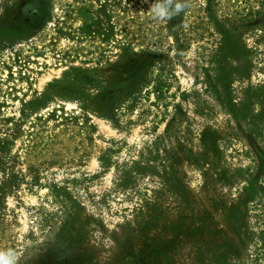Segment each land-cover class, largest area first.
Returning a JSON list of instances; mask_svg holds the SVG:
<instances>
[{
	"label": "rangeland",
	"instance_id": "obj_1",
	"mask_svg": "<svg viewBox=\"0 0 264 264\" xmlns=\"http://www.w3.org/2000/svg\"><path fill=\"white\" fill-rule=\"evenodd\" d=\"M25 1L0 0V252L264 264V193L246 190L264 183V0L171 21L152 0H39L22 19Z\"/></svg>",
	"mask_w": 264,
	"mask_h": 264
},
{
	"label": "clouds",
	"instance_id": "obj_2",
	"mask_svg": "<svg viewBox=\"0 0 264 264\" xmlns=\"http://www.w3.org/2000/svg\"><path fill=\"white\" fill-rule=\"evenodd\" d=\"M189 7L191 0H152L150 12L156 21H171L181 16ZM0 264H13L12 257L0 252Z\"/></svg>",
	"mask_w": 264,
	"mask_h": 264
},
{
	"label": "trees",
	"instance_id": "obj_3",
	"mask_svg": "<svg viewBox=\"0 0 264 264\" xmlns=\"http://www.w3.org/2000/svg\"><path fill=\"white\" fill-rule=\"evenodd\" d=\"M23 14L21 15L20 18H29L30 20H34L35 18H37L43 11L42 9V6L40 4V1L39 0H26L25 1V4L23 6ZM229 43V38L228 36H224L223 37V42H222V51L224 52L225 55H221V56H216L215 58H213V62H215L217 60V62H220L223 66L224 65H228L229 69L231 68V65L228 64V61H227V57H228V54H231V50L228 51L226 49H224L226 47V44L225 43ZM231 43V42H230ZM225 50V51H224ZM227 53V55H226ZM227 68V66H225ZM206 68V67H205ZM210 77V76H209ZM214 81H217L219 84L223 85V88L226 89V86L225 83H226V78H225V75L224 74H220L218 75L216 78H213ZM224 92V95H227V93L225 91H222L221 94H223ZM223 98L224 96L221 95ZM259 155H261L259 153ZM248 194V196H251L252 194H254V192H256L258 190V192H263L264 193V183H258L257 186H254V185H251L250 187H247L246 188ZM164 243V242H163ZM169 243H167V241L164 243V246H168Z\"/></svg>",
	"mask_w": 264,
	"mask_h": 264
}]
</instances>
